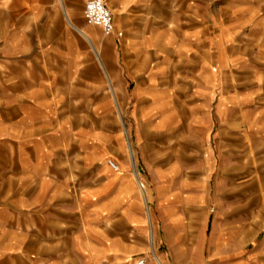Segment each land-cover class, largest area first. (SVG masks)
Returning a JSON list of instances; mask_svg holds the SVG:
<instances>
[{
    "label": "crops",
    "instance_id": "crops-1",
    "mask_svg": "<svg viewBox=\"0 0 264 264\" xmlns=\"http://www.w3.org/2000/svg\"><path fill=\"white\" fill-rule=\"evenodd\" d=\"M87 1L0 0V264H132L139 178L203 187L205 250L238 256L264 232V0H108V39Z\"/></svg>",
    "mask_w": 264,
    "mask_h": 264
},
{
    "label": "rangeland",
    "instance_id": "rangeland-1",
    "mask_svg": "<svg viewBox=\"0 0 264 264\" xmlns=\"http://www.w3.org/2000/svg\"><path fill=\"white\" fill-rule=\"evenodd\" d=\"M104 2L109 9L108 0ZM117 125L125 132L127 157L139 173L136 151L131 143V130L122 107L117 111ZM145 172L142 175L150 176L148 171ZM149 179V181L146 179L147 182L142 180L144 186L140 185L141 192L147 193L143 196L149 210L148 251L132 264H137L141 260H145V264H233L234 262L264 264V232L259 237L257 232H245L243 235L245 242L239 249L238 256L230 254L236 249L230 246L214 252L211 258L210 252L208 249L205 250L204 245L206 238L209 241L211 239L212 224L216 219L209 217L210 211L212 215L215 212L212 210L213 207L205 206L203 187L191 191L186 187L179 190L170 183L164 188L163 196L159 197L156 192V182ZM190 193L193 195L190 196ZM260 222V218L249 219L250 226H254L251 230H258L259 228L255 226Z\"/></svg>",
    "mask_w": 264,
    "mask_h": 264
},
{
    "label": "built area",
    "instance_id": "built-area-1",
    "mask_svg": "<svg viewBox=\"0 0 264 264\" xmlns=\"http://www.w3.org/2000/svg\"><path fill=\"white\" fill-rule=\"evenodd\" d=\"M84 18L87 24L100 27L104 36L109 37L114 33L113 16L104 0H88L84 9ZM108 164L114 171H119V165L115 161L109 160ZM138 182L139 185L144 186L140 179ZM137 264H144V260Z\"/></svg>",
    "mask_w": 264,
    "mask_h": 264
},
{
    "label": "bare ground",
    "instance_id": "bare-ground-1",
    "mask_svg": "<svg viewBox=\"0 0 264 264\" xmlns=\"http://www.w3.org/2000/svg\"><path fill=\"white\" fill-rule=\"evenodd\" d=\"M142 193H143V195H144L145 191H143Z\"/></svg>",
    "mask_w": 264,
    "mask_h": 264
}]
</instances>
